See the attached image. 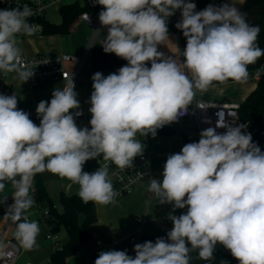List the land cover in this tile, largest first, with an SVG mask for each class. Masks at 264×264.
Returning <instances> with one entry per match:
<instances>
[{"label": "clouds", "instance_id": "1", "mask_svg": "<svg viewBox=\"0 0 264 264\" xmlns=\"http://www.w3.org/2000/svg\"><path fill=\"white\" fill-rule=\"evenodd\" d=\"M97 3L103 6L99 22L107 29L103 50L127 64L107 76H92L90 129L76 124L82 112L72 77L53 90L50 102L38 103L39 126L18 109L15 94H0V193L8 183L14 188V203L4 218L14 225L13 237L25 251L37 247L40 233L39 222L26 215L35 203L30 191L36 174L47 171L78 184L84 203H113L119 193L108 166L89 173L83 171L86 161L102 155L121 170L132 167L144 152L138 133L155 137L158 129L187 113L196 90L207 91L214 82H245L248 66L264 56L257 43L259 26L250 25L233 0L200 11L191 0ZM177 10L181 20L175 27L186 38L179 63L158 51L169 40L168 18ZM32 15L28 5L0 9V74L15 71L23 83L34 72L21 67L17 36L37 31L28 23ZM195 105L206 109L203 103ZM218 116L198 142L168 155L162 179H150L148 191L158 204L171 205L173 212L186 209L169 213L173 227L166 238L134 245V257L127 250L101 251L94 264H190L192 251L210 260L217 245L239 264H264V151L243 131L245 124L230 126L223 112ZM217 128L226 130L218 133ZM5 247L0 242V260L7 264L13 253Z\"/></svg>", "mask_w": 264, "mask_h": 264}, {"label": "crops", "instance_id": "2", "mask_svg": "<svg viewBox=\"0 0 264 264\" xmlns=\"http://www.w3.org/2000/svg\"><path fill=\"white\" fill-rule=\"evenodd\" d=\"M226 3H232V0H224ZM246 0H233L236 7L241 11ZM78 3L82 8L85 7L84 0H66L65 5H74ZM209 4L207 0L198 1V9L203 10ZM46 13V21L52 24H61L60 22H51L48 18L49 9ZM59 9L58 11L60 10ZM60 14V13H59ZM61 16V15H60ZM76 26V27H75ZM74 27L80 28L82 26L88 27L86 24L78 21ZM73 37L72 33L66 36L52 35L44 36L41 39L26 38L19 39L18 45L22 47L21 52H25L27 55H77L84 58V64L81 68L79 83L74 89L77 93V99L80 102V109L83 111L81 118H75L76 124L80 128H90L89 123L91 114L88 109L90 108V95L93 91L92 88V76L96 73L93 67L92 50L89 51L93 45L94 40L84 51L88 41L81 46H73L67 42L68 38ZM95 46V45H93ZM186 44L182 45L181 36L176 32H169V40L164 41L162 45L158 46V51L163 52L166 56H173L177 59V62L183 61L184 57L180 56V52H183ZM150 67V64H148ZM74 69V65L70 66ZM183 69V65L181 64ZM119 68L113 71L101 72L104 76L117 72ZM186 71V70H185ZM261 74H264V67L259 70ZM257 73V72H256ZM189 76L191 75L188 73ZM0 74V94L17 96L18 109H21L27 113L35 112L37 105L40 101H49L52 98V92L55 88H63L67 83L64 81H42L36 86H32L30 79L26 82H22L15 71L5 73V80L1 81ZM259 78L247 79L245 82H232L222 85L210 86L207 91L201 92L196 90L194 99L200 102L211 104H238L241 105L247 97L257 88ZM229 88H234L233 90ZM214 92V93H213ZM74 113V110H70ZM37 114V113H36ZM33 122L39 126L40 118L37 116L33 119ZM177 130V128H175ZM181 134H176L172 137H164L156 135L152 137L151 134L146 140V145L150 158V170L154 178L162 179L163 166L169 154L178 153L182 147L187 143L184 138L190 132L196 130L195 123L192 120L184 121L179 125ZM137 139L141 141V135L137 134ZM183 139V141H182ZM186 142V143H185ZM99 167H103L100 156L96 159H90L85 162L83 171L92 173ZM110 179L112 177L109 173ZM40 177L45 181L49 196L57 204L60 209L59 198L63 193L67 196L78 195L79 185L72 183L67 178H61L56 174L50 172H43ZM150 183L142 184L130 195L117 199L115 198L113 203L102 205L95 203L98 221L94 225L88 227V232L91 234V239L83 246V248L73 257L69 258L68 264H94L98 254L101 251L108 250H127L128 255L135 256L134 243L130 241V237L134 235H140L141 239L145 241H152L153 243L158 237H165L168 231L173 227L172 222L168 219L169 213L174 215H180L186 212V209H176L174 212L172 206L169 204H158L157 197L148 191ZM14 193L13 186L6 184L5 191L0 193V199L5 195L8 196L6 200L7 207L14 202L12 194ZM4 204V203H2ZM167 210V211H164ZM5 213L0 212V230L2 229L6 219ZM32 220V217H30ZM36 220V219H35ZM38 221V219L36 220ZM80 221H83L81 217ZM39 222L40 233L37 237V247H34L30 251L22 249V254L17 260L16 264H44L50 261L53 253L55 252L56 244L46 239V226L42 222ZM14 225H12L9 237H13ZM62 232L58 234L60 237ZM66 237L64 240L58 241L59 244L64 245L68 241V235L65 231ZM15 240V239H14ZM143 243V241H142Z\"/></svg>", "mask_w": 264, "mask_h": 264}, {"label": "built area", "instance_id": "3", "mask_svg": "<svg viewBox=\"0 0 264 264\" xmlns=\"http://www.w3.org/2000/svg\"><path fill=\"white\" fill-rule=\"evenodd\" d=\"M198 1L199 0H191V2L195 3L196 5L195 11H199ZM84 2L85 7H89L92 12H84L80 16L79 21L95 30V39L93 45H101V41L105 38V35L107 34V29L103 28L99 22V13L103 10V6L99 5L97 3V0H84ZM65 4L66 0H6L5 4L0 6V9H11L16 8L17 6L22 9L25 5H28L32 9L33 15L28 18V23L36 25L37 31L31 36L18 35L17 38L22 40L26 38L44 37L45 35L43 21L46 20V13L48 8L51 6H62ZM180 20L181 10H177L173 16L168 18V28L180 34L181 30L175 27L176 23ZM93 45L92 47H90L88 52L92 50V48L94 47ZM21 58V67L24 69H31V71L34 72L33 77L30 78L32 86H36L42 81H64L67 83L71 77L73 78L75 86H77V84L79 83L81 68L84 64L83 57L69 54L30 56L23 51L21 52ZM72 65H74V69H71L70 66ZM260 76L261 73L257 72L255 73L254 77L260 78ZM5 78L6 75L3 74L1 76V81L5 80ZM197 102L203 103L206 109L197 108L195 105V103ZM239 108L240 105L238 104H211L200 102L194 99V103L192 105H189L187 113L184 116L180 117L178 122H173L165 126L176 128V126L180 125L184 121H194L196 130L186 135L187 140L193 142L199 140V134L202 130L208 127L216 126L217 121L220 119V117L218 116V113L220 112L224 113V121L227 125L238 126L244 124L240 118ZM79 111L82 112V115L75 118H81L83 116V111ZM29 118L31 120L36 119L37 114L35 112H31L29 113ZM225 130L226 129L224 128L216 129L218 133H223ZM243 131L247 132V125L246 128L243 129ZM149 136L150 134L146 137L141 136V142L144 144V152L142 156H137L134 158L132 167L121 170L110 161H106L103 159V157H100L103 166H108L109 173L112 177L113 187L119 193V195L115 198L121 199L130 195L142 184L150 183V179L154 178L150 170V158L146 145V140ZM40 174H36V176L34 177L33 187L30 191V195L33 196L35 201L32 207L34 211L31 214L37 215L38 220L45 224L47 229L46 239L56 244L55 251L62 250L63 245L58 243V234L54 232L53 225L49 224L47 221V219L49 218V210L43 207L41 204L37 203L35 200V181L37 176ZM31 214H26L29 220H31ZM11 227V222L6 220L2 229L0 230V242H2L6 246L4 249L5 251H10L13 253L12 257L7 259V264H16L17 260L22 254V249L20 248L16 240L11 239L9 237ZM130 241L133 242L135 245L138 243H142L141 240L135 237H130ZM0 264H4V261L0 260ZM44 264L51 263L49 261Z\"/></svg>", "mask_w": 264, "mask_h": 264}, {"label": "trees", "instance_id": "4", "mask_svg": "<svg viewBox=\"0 0 264 264\" xmlns=\"http://www.w3.org/2000/svg\"><path fill=\"white\" fill-rule=\"evenodd\" d=\"M6 0H0V6L4 5ZM84 12H92L89 7L82 8L78 3L74 5H62L59 13L62 18L61 24H52L43 21L44 35H61L66 36L72 33L80 16ZM241 12L244 13L247 22L253 26H259L260 34L257 43L260 48L264 49V0H246ZM169 32H175L168 28ZM182 45L186 44V38L180 33ZM92 60L95 72L113 71L127 64V61L117 57L114 53H105L102 45L96 44L92 50ZM264 67V56H261L255 63L248 66V78H254L255 73ZM253 74V76H252ZM236 82L229 80L226 83L214 82L211 86L222 85ZM240 118L247 125V133H250L252 140L256 143L261 151H264V74H261L257 83V88L247 97L240 105ZM91 128V127H90ZM89 128V129H90ZM177 134L176 129L164 126L157 130L156 135L172 137ZM187 143L190 141L185 137ZM193 142H198L193 141ZM100 157H103L102 155ZM36 195L35 200L43 207L49 210L48 223L53 225L54 232L59 234L65 229L68 235V241L62 247V250H56L51 259V264H68L69 258L75 256L83 246L91 239L88 227L98 221L96 206L94 202L84 203L79 195L67 196L61 194L59 198L60 209L49 196L45 181L37 176L35 181ZM6 203L0 204V212L5 213L7 210ZM83 217V221L80 219ZM190 246V245H189ZM190 264H239L232 257L231 253L222 245H217L214 256L210 260L199 258L198 250L190 253Z\"/></svg>", "mask_w": 264, "mask_h": 264}, {"label": "rangeland", "instance_id": "5", "mask_svg": "<svg viewBox=\"0 0 264 264\" xmlns=\"http://www.w3.org/2000/svg\"><path fill=\"white\" fill-rule=\"evenodd\" d=\"M59 6H56V7H53V8H50L49 9V14H48V18L51 22H54V23H58L60 22L61 20V16L59 14ZM76 27V26H75ZM73 28V37L72 38H68L67 42H69L70 44H72L73 46H81L85 40L88 41V44H86L87 46L84 48V51L88 48V46L91 44V42L95 39V30L91 27H86V26H82L80 28ZM47 37V36H46ZM41 38H44V37H41ZM41 38H35V39H41ZM17 41L19 42V39L17 38ZM19 46V45H18ZM20 49L22 50V47L19 46ZM180 62V61H179ZM183 62V61H182ZM230 90L234 89V88H229ZM197 92V91H196ZM195 92V94H196ZM214 93V92H213ZM177 128V134H181V131L178 130L179 129V125L176 126ZM175 129V128H174ZM183 141V139H182ZM186 143V142H185ZM187 144V143H186ZM34 209H30L28 211V213H33ZM164 211H167V210H164ZM31 217H32V220H37L38 219V216L37 215H34V214H31ZM39 221V220H38ZM42 223V222H40ZM61 235L59 237L60 241L64 240V238L66 237L65 235V229H62L61 230ZM135 238H138L139 240H141V242H145L144 239H141V236L140 235H134Z\"/></svg>", "mask_w": 264, "mask_h": 264}, {"label": "water", "instance_id": "6", "mask_svg": "<svg viewBox=\"0 0 264 264\" xmlns=\"http://www.w3.org/2000/svg\"><path fill=\"white\" fill-rule=\"evenodd\" d=\"M209 1L212 5H215V6H220L224 3H226L224 0H207ZM253 76V74H252Z\"/></svg>", "mask_w": 264, "mask_h": 264}]
</instances>
